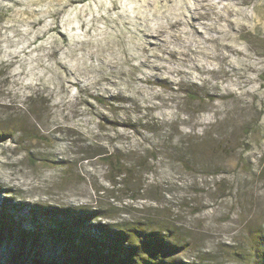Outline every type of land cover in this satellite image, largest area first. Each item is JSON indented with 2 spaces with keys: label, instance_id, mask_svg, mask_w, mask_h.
Masks as SVG:
<instances>
[{
  "label": "rangeland",
  "instance_id": "1",
  "mask_svg": "<svg viewBox=\"0 0 264 264\" xmlns=\"http://www.w3.org/2000/svg\"><path fill=\"white\" fill-rule=\"evenodd\" d=\"M4 206L264 264V0H0ZM39 239L1 234L0 264H74Z\"/></svg>",
  "mask_w": 264,
  "mask_h": 264
},
{
  "label": "trees",
  "instance_id": "2",
  "mask_svg": "<svg viewBox=\"0 0 264 264\" xmlns=\"http://www.w3.org/2000/svg\"><path fill=\"white\" fill-rule=\"evenodd\" d=\"M109 159V156L103 158L110 163ZM7 208L4 206L0 210V235L16 236L19 240L45 238L61 241L71 251L68 261L74 264H180L162 259L177 248L166 241L167 236H161L159 231L146 224L129 228L85 225L84 221L100 216L84 208L60 212L34 206L26 212L27 215L19 213L17 216L14 212L20 211L21 205H15L14 212ZM27 216L30 224H23ZM164 231L168 233L169 229Z\"/></svg>",
  "mask_w": 264,
  "mask_h": 264
}]
</instances>
